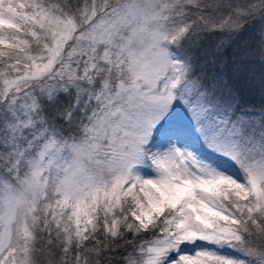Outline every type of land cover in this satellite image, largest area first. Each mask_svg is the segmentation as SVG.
I'll return each mask as SVG.
<instances>
[{
  "label": "snow or ice",
  "instance_id": "1",
  "mask_svg": "<svg viewBox=\"0 0 264 264\" xmlns=\"http://www.w3.org/2000/svg\"><path fill=\"white\" fill-rule=\"evenodd\" d=\"M0 264H264V0H0Z\"/></svg>",
  "mask_w": 264,
  "mask_h": 264
},
{
  "label": "trees",
  "instance_id": "2",
  "mask_svg": "<svg viewBox=\"0 0 264 264\" xmlns=\"http://www.w3.org/2000/svg\"><path fill=\"white\" fill-rule=\"evenodd\" d=\"M252 103L253 104H256V105H259L260 103H261V99H260V97L257 95V96H255L254 98H253V100H252Z\"/></svg>",
  "mask_w": 264,
  "mask_h": 264
}]
</instances>
